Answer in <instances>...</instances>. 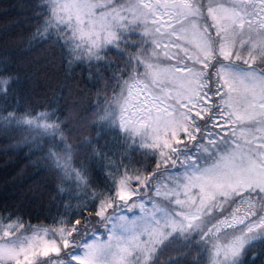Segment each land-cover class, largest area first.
<instances>
[{
    "label": "snow or ice",
    "instance_id": "6c2138e0",
    "mask_svg": "<svg viewBox=\"0 0 264 264\" xmlns=\"http://www.w3.org/2000/svg\"><path fill=\"white\" fill-rule=\"evenodd\" d=\"M9 7L0 141L49 207L0 198V264H264V0Z\"/></svg>",
    "mask_w": 264,
    "mask_h": 264
},
{
    "label": "trees",
    "instance_id": "16d2710c",
    "mask_svg": "<svg viewBox=\"0 0 264 264\" xmlns=\"http://www.w3.org/2000/svg\"><path fill=\"white\" fill-rule=\"evenodd\" d=\"M28 2L29 0H0V6H16L9 7V15L13 22H21V26L15 29L17 33H21L27 27L22 21ZM3 23L4 19L0 12V24ZM33 60L35 61L34 66L30 72L25 74V76H31V81L26 87L43 95L48 92L50 85L53 88L56 87L64 73L62 69L50 66L40 50L33 54ZM41 179L42 176L37 175L35 170L29 167L25 153H6L3 142L0 141V198H3L4 195L14 197L26 208H30L33 216L45 215L49 203L47 192L37 188Z\"/></svg>",
    "mask_w": 264,
    "mask_h": 264
}]
</instances>
